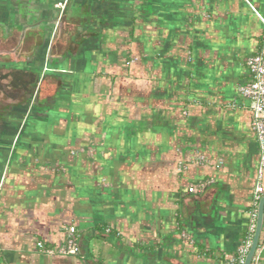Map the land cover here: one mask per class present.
Listing matches in <instances>:
<instances>
[{
  "label": "crops",
  "instance_id": "obj_1",
  "mask_svg": "<svg viewBox=\"0 0 264 264\" xmlns=\"http://www.w3.org/2000/svg\"><path fill=\"white\" fill-rule=\"evenodd\" d=\"M250 5L0 0V264H232L258 162ZM70 224L78 254L36 248Z\"/></svg>",
  "mask_w": 264,
  "mask_h": 264
},
{
  "label": "built area",
  "instance_id": "obj_2",
  "mask_svg": "<svg viewBox=\"0 0 264 264\" xmlns=\"http://www.w3.org/2000/svg\"><path fill=\"white\" fill-rule=\"evenodd\" d=\"M251 8L264 26V17L259 14L253 6H251ZM130 61H133V59ZM245 64L248 71V79L239 86V93L248 101V108L251 113L250 125L258 146V162L255 184L248 209L246 236L242 244L239 246L237 254L231 258L230 262L232 264H244L245 257L250 249L255 232L258 203L264 194V32L261 37L260 46L254 54L247 57ZM90 150V148L80 147L78 149L70 150V153L89 154ZM199 159L200 161H204L202 156H199ZM183 168L184 166L182 164L178 167L179 170H182ZM212 182L213 179L211 178L191 182L187 186V191L190 194L201 193ZM106 231L109 232L110 228L107 227ZM181 235L185 240L193 243L194 240L185 231H182ZM78 238V229L75 225L70 224L67 226L63 241L59 245L46 246L44 242L38 241L36 242V248L46 254L76 255L79 253ZM250 264H257V257L255 253Z\"/></svg>",
  "mask_w": 264,
  "mask_h": 264
},
{
  "label": "water",
  "instance_id": "obj_3",
  "mask_svg": "<svg viewBox=\"0 0 264 264\" xmlns=\"http://www.w3.org/2000/svg\"><path fill=\"white\" fill-rule=\"evenodd\" d=\"M264 220V195L260 198L258 203V209H257V220H256V227L255 232L253 235L252 243L250 246V249L245 257L244 264H250L252 257L257 249L258 242H259V236L262 229V224Z\"/></svg>",
  "mask_w": 264,
  "mask_h": 264
}]
</instances>
